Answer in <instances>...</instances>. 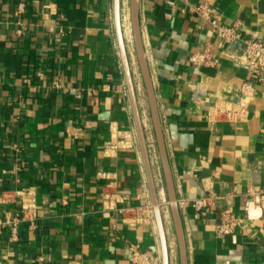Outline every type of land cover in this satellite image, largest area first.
I'll return each mask as SVG.
<instances>
[{"label": "crops", "instance_id": "obj_1", "mask_svg": "<svg viewBox=\"0 0 264 264\" xmlns=\"http://www.w3.org/2000/svg\"><path fill=\"white\" fill-rule=\"evenodd\" d=\"M203 2L223 24L264 39V0H140L139 9L188 264H264V210L244 209L247 192L264 188V80L242 96L250 73L240 45L219 46L190 10ZM206 45L216 65H194L192 53ZM144 85L135 83L138 103L146 139H156ZM240 98L245 115L224 116ZM151 163L159 200L169 202L160 154ZM207 186L217 197L198 213L191 201ZM31 191L38 226L24 224L17 242L1 234L0 264H128L133 243L162 254L114 0H0V216ZM106 191L125 194L131 209L106 210ZM226 207L239 224L219 236ZM164 224L178 251L170 264H180L173 223L164 216Z\"/></svg>", "mask_w": 264, "mask_h": 264}, {"label": "built area", "instance_id": "obj_2", "mask_svg": "<svg viewBox=\"0 0 264 264\" xmlns=\"http://www.w3.org/2000/svg\"><path fill=\"white\" fill-rule=\"evenodd\" d=\"M129 2L127 0L125 4L124 19H129L130 16ZM20 7H23V3ZM190 10L210 23L213 32L220 39V47H227L228 45L239 43L242 55L245 58V64L250 73L249 78L241 86L242 96L248 89L253 88L257 83L264 80V39L246 36L239 22L232 25L223 24L221 22L222 15L216 5L203 2L190 6ZM213 48L212 45H206L202 49L192 53L190 61L196 66L216 65L217 58L213 52ZM246 110V105L243 103L242 98H240V101L233 104L232 107L224 109V116L231 119L242 117L245 115ZM147 144L151 159L158 163L159 151L157 141L153 134L148 137ZM206 189L207 193L205 195L194 198L191 201L198 213H205V208L217 197L211 187L207 186ZM161 190L163 192L165 191L164 186L161 187ZM246 196L244 209L248 213L252 207H259L264 210V188L251 189L247 192ZM126 198L127 196L125 194L118 191H106L103 197V206L106 210L118 211L125 215L131 209L122 204ZM168 204V201L161 203L162 211H164ZM37 209L38 206L34 192L31 191L23 195L21 208L13 212L7 211L4 215L0 216V235L7 233L10 242H17L20 240L22 226L24 224L27 225L29 230H35L38 226ZM147 211L149 215L153 216V204L147 206ZM164 216H169L168 212ZM238 224L239 218L235 215L233 209L226 207L221 212L220 220L216 225V233L219 236L229 235L236 230ZM169 249L171 263L173 256H176L178 251L172 246H169ZM128 261V264H163V257L161 253L152 255L148 251L143 250L140 244L133 243L129 246Z\"/></svg>", "mask_w": 264, "mask_h": 264}, {"label": "water", "instance_id": "obj_3", "mask_svg": "<svg viewBox=\"0 0 264 264\" xmlns=\"http://www.w3.org/2000/svg\"><path fill=\"white\" fill-rule=\"evenodd\" d=\"M115 1V22H116V30L119 39L120 45V53L122 57V62L124 66V70L126 73L127 83L129 87L130 97L132 101V106L135 114L136 126L139 136V141L144 157V163L146 167V171L148 174V180L152 192V200L154 211L156 215V220L159 228V233L162 241V257L163 264H170V249L169 243L166 236L164 217L161 209V202L159 200L157 187L155 183V177L153 173V167L151 163V158L149 154L147 139L145 128L143 124L142 114L140 111L137 91L134 83L133 71L130 64V57L126 46L125 32L122 23V12H121V0ZM139 9H140V0H130V14H131V24H132V32L134 37V44L136 49V54L138 58V62L141 69V74L143 77V81L146 87L148 101L151 109L152 122L156 134L159 154L162 162V168L166 181L167 188V196L169 199V204L171 208L174 229L178 242L179 249V259L180 264H188V252L186 245L185 232L183 228L182 218L179 210V205L177 201L176 188L174 183V178L172 175V170L170 167V162L167 154L165 137L163 133V127L161 122V117L158 109V104L156 100V94L154 91V86L150 74V69L148 65V60L146 57V51L142 39L141 26H140V18H139Z\"/></svg>", "mask_w": 264, "mask_h": 264}, {"label": "rangeland", "instance_id": "obj_4", "mask_svg": "<svg viewBox=\"0 0 264 264\" xmlns=\"http://www.w3.org/2000/svg\"><path fill=\"white\" fill-rule=\"evenodd\" d=\"M129 8H130V2H129ZM129 20H130L131 27L128 26V27H126V29L124 28V32H125L127 50H128L129 57H130V60H131V65H132V68H133V71H134V73H133L134 82L136 83L137 86L141 85L142 83L144 85V81H143V77H142V74H141L140 65H139V62H138L137 54H136L135 44H134V37H133L132 24H131V14L129 16ZM129 27H130V29H128ZM144 88H145V85H144ZM161 209H162V207H161ZM162 214H163V217H164L165 212L162 211ZM167 219H170V222L172 221V223H173V218H172V214L171 213H169V216H167ZM173 226H174V223H173Z\"/></svg>", "mask_w": 264, "mask_h": 264}, {"label": "bare ground", "instance_id": "obj_5", "mask_svg": "<svg viewBox=\"0 0 264 264\" xmlns=\"http://www.w3.org/2000/svg\"><path fill=\"white\" fill-rule=\"evenodd\" d=\"M124 26H125V29H126V27H128V26H130L131 27V25H130V20L128 19V18H126V19H124ZM130 27L128 28V29H130ZM129 41V40H128ZM131 41V40H130Z\"/></svg>", "mask_w": 264, "mask_h": 264}]
</instances>
